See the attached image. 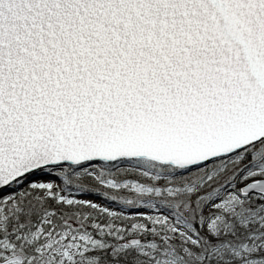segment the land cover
I'll list each match as a JSON object with an SVG mask.
<instances>
[{"label": "snow or ice", "instance_id": "snow-or-ice-1", "mask_svg": "<svg viewBox=\"0 0 264 264\" xmlns=\"http://www.w3.org/2000/svg\"><path fill=\"white\" fill-rule=\"evenodd\" d=\"M0 264H264V0H0Z\"/></svg>", "mask_w": 264, "mask_h": 264}]
</instances>
